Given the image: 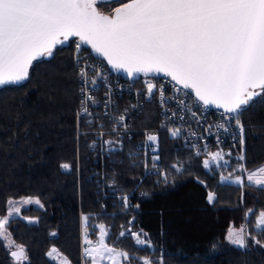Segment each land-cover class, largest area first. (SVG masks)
<instances>
[{"label":"trees","instance_id":"trees-1","mask_svg":"<svg viewBox=\"0 0 264 264\" xmlns=\"http://www.w3.org/2000/svg\"><path fill=\"white\" fill-rule=\"evenodd\" d=\"M72 45L59 46L53 58L34 62L29 80L22 85L0 89V216L6 215L8 199L33 197L44 204V208L22 209L21 217L12 218L8 226L12 241L27 250L29 262L25 264H57L46 255L52 247L70 264H79L82 214L91 217L90 225L105 224L110 246L135 257L150 256L158 261L163 256V264H264V248L232 247L224 239L230 226L243 224L264 239L260 235L264 229L254 228L256 215L264 211V187L220 180L221 175L240 176L239 171L228 170L240 161L226 169L229 173L218 167L204 169L202 158L176 137L161 133L160 159L155 163L168 173L167 182L156 171L147 175L138 187L140 194L133 198L138 209H123L114 197H97L84 141L77 147L78 86ZM242 116L243 164L251 172L264 165V105L256 104ZM62 163L71 164V169H62ZM172 165L183 167L177 172ZM114 169V181L126 190L140 175L126 159ZM208 192L215 193L213 203L208 202ZM23 217L38 218V222L29 223ZM128 228L143 229L154 247L141 248L130 235L120 237ZM52 232L57 235L51 236ZM11 249L0 239V264H16Z\"/></svg>","mask_w":264,"mask_h":264},{"label":"snow or ice","instance_id":"snow-or-ice-1","mask_svg":"<svg viewBox=\"0 0 264 264\" xmlns=\"http://www.w3.org/2000/svg\"><path fill=\"white\" fill-rule=\"evenodd\" d=\"M108 5H114L109 12L99 10ZM68 43L75 44L73 60L81 81L78 123L81 117L92 115L89 107L96 105L97 101L91 93L104 79L95 65L88 63L89 57L83 55L90 48L91 53L103 58L111 69L122 71L129 78H147L144 95L149 98L158 94L161 103L165 104L169 99L165 96L167 88L158 78H170L178 86L177 92L187 90L185 94L190 99L194 96V104L222 109L225 116L221 119L225 123L215 126L227 131L226 123L235 121L241 147L236 159L245 160V126L241 115L256 104L264 105V0H0V88L22 85L29 80L34 62L53 58L58 46ZM90 72L96 75L90 78ZM171 99L188 107L183 99ZM109 102H105V107ZM176 115L173 112V116ZM192 115L195 116V112ZM116 121L127 129L124 115L116 117ZM112 131H117L116 125ZM169 131L173 137L181 134L180 128ZM147 141L155 145L158 136L149 133ZM116 143L120 142L103 141L108 146ZM196 155H201L200 148H197ZM226 155L231 156V153L223 150L207 152L203 168L210 169L214 164L227 166ZM151 159L153 169L167 182L168 173L161 172L155 163L160 157L153 155ZM60 167L70 170L72 165L62 163ZM182 167L172 165L177 172ZM233 171L247 173L249 184L264 187V165L249 172L243 163H239ZM229 180L241 186L245 183L239 175L234 179L231 174L221 175L222 183ZM199 183L204 184V181ZM141 195L147 196L148 193ZM207 199L213 203L215 193L208 192ZM6 203L7 214L0 216V239H8L15 248L10 255L16 264H25L29 262L27 250L11 241L8 226L13 222L12 217L21 213L18 205L44 208V204L33 197L8 199ZM121 207L138 209L139 205H132L130 196L125 194L121 197ZM249 213L254 214L251 209ZM23 218L29 223L38 222V218ZM90 219L89 215H81L83 258L90 264H163V256L154 261L150 256L135 257L126 250L110 246L106 242L109 230L105 224L93 226ZM134 220L135 217L128 224ZM90 227L99 229L96 241L89 238ZM254 227L264 229V211L256 215ZM50 235L55 237L57 233ZM129 235L141 248L154 247L143 229L135 232L128 228L119 233L120 237ZM260 235L264 236V231ZM224 239L241 249L250 246L264 248V239L253 235L244 225L238 229L230 226ZM54 253L59 255L58 249L52 247L46 255L52 257ZM63 264H70L67 257L63 258Z\"/></svg>","mask_w":264,"mask_h":264},{"label":"built area","instance_id":"built-area-1","mask_svg":"<svg viewBox=\"0 0 264 264\" xmlns=\"http://www.w3.org/2000/svg\"><path fill=\"white\" fill-rule=\"evenodd\" d=\"M74 53L75 44L72 52L73 66ZM83 55L89 57L88 63L94 64L104 77L103 80L99 81L97 89L91 93L97 101L96 105L89 107V112L92 115L81 117L78 123L77 113L81 108V81L77 75L79 69L74 66L78 86V108L75 115L77 147L84 141L91 162L90 175L97 182L96 193L99 199L114 197L118 199L121 205V197L128 194L130 203L134 205V196L140 194L138 191L140 183L147 175L156 171L153 169L151 157L160 151L159 135L161 133L170 134L169 130L172 128L181 129V134L176 139L184 147L191 150L195 156H197V148L201 149V155L197 157L203 160L208 158L207 152L218 150H223L224 153L230 152L231 156H225L229 164L218 168L226 170L232 166L234 161H237L236 157L240 154L241 147L238 142L239 130L235 126V121L226 123L227 131L215 126L217 123H225L221 119L225 116L222 109L212 106L205 108L202 104H194L195 98L193 96L190 99L185 94L187 90L177 92L178 86L171 82L170 78L160 77L158 78L159 82L166 86L165 96L169 98L165 104H162L158 94L151 98L144 95L146 92L145 79L147 78L128 79L113 73L107 64L91 53L89 49L84 51ZM95 75V72L89 73L90 78ZM172 97L183 99L188 107L178 104L175 99H171ZM106 101H110L107 107H105ZM125 109H127L126 112ZM173 112H176L177 115L173 116ZM193 112H195V116L192 115ZM120 115L125 116L126 130L117 124L116 117ZM241 120L243 122L242 115ZM88 121L92 123L89 124ZM146 124L149 127H145ZM114 125L117 126L116 132L112 131ZM101 132L104 133L103 136L100 135ZM149 133L158 136L157 144L153 145L147 141V134ZM104 140L119 141L120 143L108 146L103 144ZM94 141L96 143L93 147ZM205 145L207 146L206 151L204 150ZM153 148L156 149L155 152H153ZM122 159L128 160L131 167L140 171L138 179L128 190L124 189L122 184L113 183L116 175L114 165ZM146 162L147 168H145ZM212 167L217 166L214 164ZM244 176L247 178V173H244ZM97 237L98 231L94 227H90L89 238L96 241ZM83 247V228H81L79 237L81 264L86 261L83 258Z\"/></svg>","mask_w":264,"mask_h":264},{"label":"rangeland","instance_id":"rangeland-1","mask_svg":"<svg viewBox=\"0 0 264 264\" xmlns=\"http://www.w3.org/2000/svg\"><path fill=\"white\" fill-rule=\"evenodd\" d=\"M113 6H108V7H100L99 8V10L100 11H102V12H105V13H107V12H109L110 10H108V9H111ZM108 10V11H107ZM73 45H74V43H73ZM73 45H72V52H73ZM233 169H234V165L231 167V169H228V170H231V173H232V171H233ZM224 171H226L225 169H223ZM226 172H228V171H226ZM229 173V172H228ZM234 173V172H233ZM240 174V176H241V178L244 180V181H247V178L244 176V172H240L239 173ZM223 176H225V175H223ZM232 179H234L235 178V176H233V177H231ZM220 180H221V177H220ZM225 182H231V180H229V181H225ZM248 182V181H247ZM232 183V182H231ZM22 198H27V197H22ZM16 200H20V198L19 199H16ZM18 206H20L21 207V210L22 209H24V208H28V207H30V206H36V205H18ZM36 207H38V206H36ZM7 214V213H6ZM259 214V213H258ZM257 214V215H258ZM16 217H21V215L19 214V216H14V217H12V218H16ZM176 219L177 220H180V218H181V215L179 214V213H177L176 214ZM255 221H256V217H255V220H254V225H255ZM245 227H246V225L245 224H243ZM81 226H82V221H81ZM82 228V227H81ZM80 228V229H81ZM247 228V227H246ZM255 228V227H254ZM238 229V228H237ZM97 231H98V237H99V229H98V227H97ZM227 232V231H226ZM98 237L96 238V240L98 239ZM8 247H10V248H13V249H11V251L12 250H15V248L13 247V246H11L10 245V241L8 240V239H1ZM11 241H12V239H11ZM228 244V243H227ZM229 246H232V247H237V246H233V245H230V244H228ZM51 250V249H50ZM49 250V251H50ZM10 251V252H11ZM48 251V252H49ZM47 252V253H48ZM50 259H52L54 262H56L57 264H63V258H64V256H62L60 253H59V255H57V254H53V256L52 257H49ZM79 258V264H81V261H80V257H78ZM83 264H90V262H88V261H84V263ZM105 264H107V262H105Z\"/></svg>","mask_w":264,"mask_h":264},{"label":"water","instance_id":"water-1","mask_svg":"<svg viewBox=\"0 0 264 264\" xmlns=\"http://www.w3.org/2000/svg\"><path fill=\"white\" fill-rule=\"evenodd\" d=\"M63 46V45H62ZM59 47V46H58ZM89 50H91L90 48H89ZM94 54V53H93ZM95 55V54H94ZM96 56V55H95ZM98 58H100L101 60H103V58H101V57H98ZM45 59H47V58H45ZM104 61V60H103ZM106 64H107V62L106 61H104ZM108 67H109V69L113 72V73H115V74H118V75H120V76H122V77H125V78H128V79H138L137 77H133V78H129V77H127V75L124 73V72H117V71H115V70H113V69H111V66H109V65H107ZM140 77H143V76H140ZM139 77V78H140ZM10 86H17V85H10ZM3 88V87H2ZM1 89V88H0ZM212 107H214V106H212ZM258 169V168H257ZM256 170V169H255ZM12 251H14V250H12ZM11 253V252H10Z\"/></svg>","mask_w":264,"mask_h":264}]
</instances>
